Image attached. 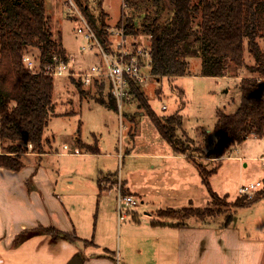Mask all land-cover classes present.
<instances>
[{"label": "rangeland", "instance_id": "rangeland-1", "mask_svg": "<svg viewBox=\"0 0 264 264\" xmlns=\"http://www.w3.org/2000/svg\"><path fill=\"white\" fill-rule=\"evenodd\" d=\"M139 1L141 15L148 9L151 13L154 12L152 0ZM80 2L88 3V8L94 17L98 15L100 9L108 12V16L106 15L104 18L105 30L108 32V49L106 50L117 53L121 46L117 44L120 36L116 34L117 28H119L116 23L125 9L123 0H80ZM100 2L101 6L98 5ZM74 3L80 10L75 0ZM45 8L46 14L51 17L53 35L60 34L62 44L71 55L69 56L71 70H87L92 64L101 61L97 42L88 39L84 33L77 32V27L83 26V23L76 8L69 6L68 0H45ZM124 12L127 13L128 10L125 9ZM140 21L141 18L137 20V25L140 24ZM199 21L200 15H196L192 19L194 26H197ZM139 34L141 35L139 36ZM139 34H128L126 46L141 36L144 40L143 43L149 42L145 33ZM257 40L261 49L264 50V36ZM88 42L92 43L90 48H87ZM26 53L37 60V48L29 47ZM244 62L246 65H251L254 62L253 56L246 47ZM199 69L200 57L194 56L189 59L186 74L161 78L148 75L140 81V86L147 96L150 106L158 115L171 114L175 111L182 115V123L177 128L179 137L193 143L192 147L206 148L205 143L214 137L216 109L221 108L226 112H233L240 100V92L237 87L240 78L251 74L244 67H236L232 63H229L224 76L201 75ZM143 71L149 74V69L145 68ZM52 77L54 104L49 109V118L43 131V147L46 153L42 154V157H35L34 164L40 160L39 167H43L56 180L81 177L88 183L87 179L93 176L94 166L104 165L106 170L109 168L117 177L123 180L128 178L135 184H141L145 177L162 180L166 185L169 179H176L182 183L187 181L183 190L172 191L176 194L171 196L172 199L161 196L155 189L141 192V196H134L137 204L127 207L126 211L131 210L132 214L129 213L125 219L122 217L119 219L116 216L118 193L114 189L115 214L113 218H110V213L105 215V218L110 221L117 222L115 226L113 223L115 232L107 239L114 246V248L109 247L110 250L113 249L112 254H125V235H147L144 229L153 230L149 226V220L156 217L155 210L157 208L167 206L176 209L182 208L188 206L190 200L193 206L208 205L214 208L215 216L206 217L208 219L205 222L208 221V223L205 224L218 229L217 225H221L226 215L233 213L234 218L231 225L235 224L250 236L264 237V198L241 209L233 206V200L240 195L238 193L239 186L258 180L263 182L264 135L250 134L241 143L228 149L221 157L203 161L205 169L216 167L215 171L208 176L211 188L218 193V198L211 201L207 187L202 182L201 175L190 158H182L184 171L181 177L175 170L176 164L169 159L156 162L159 165L156 166L152 174L148 173L146 176L143 171H132L150 167L153 158L145 157L143 154L172 150L170 144L159 134L149 116L139 107L135 99L125 97L122 108L118 111L96 100L98 97H103L107 101L109 93L107 80H103L105 82L103 89L94 85L82 86L84 93L81 96L72 77L67 75ZM162 105H166V109H162ZM131 120H133L132 123ZM77 136L81 143L92 145L97 143L100 146V155L86 158L80 154L61 156L56 153L61 150L67 152L74 148L77 149ZM64 145L68 149L64 150ZM128 153L135 155L128 156ZM190 153L193 154L194 151L191 149ZM198 155L195 154V157ZM83 158H86L85 163H78ZM257 190L240 196L245 195L250 198ZM234 210L236 211L233 212ZM135 212L138 214L136 218L138 221L132 218L136 215ZM192 219L195 218L189 217L187 221L192 222ZM166 230L169 231V228ZM154 231L152 233H159ZM160 233L161 236L164 235L163 232L160 231ZM165 247L166 252H172L171 245L167 244Z\"/></svg>", "mask_w": 264, "mask_h": 264}, {"label": "trees", "instance_id": "trees-1", "mask_svg": "<svg viewBox=\"0 0 264 264\" xmlns=\"http://www.w3.org/2000/svg\"><path fill=\"white\" fill-rule=\"evenodd\" d=\"M75 2L100 44L108 49L105 12L100 9L94 17L87 2ZM123 2L128 12L125 13L124 9L116 24L129 35L141 32L150 35V72L154 77L186 74L189 59L194 56L200 57L201 75L224 76L229 63L244 67L251 74L240 78L237 108L233 112L216 109L214 137L205 143L206 148L192 147L193 143L177 135V128L182 123L179 112L158 115L140 83L130 82L127 98L137 101L176 152L188 154L187 157L197 166L211 201H214L218 193L211 188L208 176L216 167L205 169L203 161L221 157L250 134H264V50L257 40L264 36V0H152L154 12L148 9L143 15L139 0ZM98 5L101 6V2ZM196 15H200V21L194 26L192 19ZM50 21L45 0H0V165L6 168L17 170L23 166L20 155L27 151V143H31L37 152L44 150L43 131L52 107L53 77L27 69L22 55L29 47L37 48L39 68L51 63L54 56L68 58L60 34L53 35ZM245 47L254 58L251 65L244 62ZM74 82L83 96L82 83ZM93 85L103 89L105 82L95 80ZM96 100L117 110L110 92L107 101L103 97ZM195 154L199 155L195 157ZM126 192L121 189L122 194ZM240 195L233 200V206H248L264 198V177L263 186L252 197ZM214 212V208L208 205L167 207L158 209L152 221L179 225L194 217L205 222L215 216ZM232 219L233 214L229 213L223 224L228 225ZM34 230L55 238L72 237L53 227H36Z\"/></svg>", "mask_w": 264, "mask_h": 264}, {"label": "crops", "instance_id": "crops-1", "mask_svg": "<svg viewBox=\"0 0 264 264\" xmlns=\"http://www.w3.org/2000/svg\"><path fill=\"white\" fill-rule=\"evenodd\" d=\"M104 12L108 16V12ZM62 46L71 56L65 45ZM76 144L78 150L83 149L79 153L73 150L56 153L61 156L80 154L86 158L97 157L101 153L97 143H81L78 138ZM44 153V150L37 152L28 147L20 155L23 162L20 169L0 165V264H264V237L244 233L235 224L231 225L233 219L228 225L222 222L216 229L205 224L208 221L203 223L197 219L172 225L154 222V218H150L151 229L163 232V236L152 233L150 229H144L147 235H125V254H112L113 249L110 248L114 246L107 239L115 232L113 223L115 226L117 222L110 221L105 215L110 213V218H113L115 214L114 189L118 195L123 189L133 196L155 189L161 196L172 199L171 196L176 195L172 191L183 190L187 181L182 183L169 179L166 185L162 180L145 177L141 184H135L128 178L117 177L104 165L94 166L88 183L81 177L56 180L39 167L40 160L34 164L35 157H42ZM133 155L128 153V156ZM143 156L153 158L150 167L132 171H143L145 176L153 173L159 165L156 162L169 159L176 164L175 170L181 177L184 171L182 158H188L173 148ZM86 158L78 163H85ZM189 205L193 206L191 200ZM158 209L164 208H157L155 213ZM129 213L132 214L131 210L122 218H127ZM135 214L132 218L138 221V214ZM116 216L119 217L118 210ZM36 227H53L72 237L55 238L34 230ZM167 244L171 245L172 252L165 251Z\"/></svg>", "mask_w": 264, "mask_h": 264}, {"label": "built area", "instance_id": "built-area-1", "mask_svg": "<svg viewBox=\"0 0 264 264\" xmlns=\"http://www.w3.org/2000/svg\"><path fill=\"white\" fill-rule=\"evenodd\" d=\"M69 6L76 8L79 18L82 20L83 26L77 27V32L84 33L88 39L95 40L100 48L101 61L92 64L87 70L75 71L69 67V59L53 57L51 63L39 68L37 60L26 52L22 55V62L24 66L32 72H42L50 76L67 75L72 77L75 81H79L83 86L89 87L95 80L104 82L107 80L109 92L116 101L117 110L122 108L123 99L128 96V91L131 81L140 83L145 77L153 76L151 69V46L150 35L146 34L149 39L148 43H143V37L135 39V42L126 46L128 34H126L122 27L117 28L116 34L120 36L118 45L121 49L117 53L106 50L95 36L93 30L88 25L85 17L76 7L74 0H68ZM141 34H139L140 36ZM133 41V40H132ZM125 45V46H123ZM92 46L91 42L87 43V48ZM149 69V74L145 73L143 69ZM162 109H166V105H162ZM27 147H32L31 143H27ZM67 147L64 145V148ZM74 153H79L78 149L73 150ZM263 186L261 180L249 182L246 185H241L238 188L239 194L253 192ZM137 200L130 194H119L117 209L119 217H123L127 213V207L135 206Z\"/></svg>", "mask_w": 264, "mask_h": 264}]
</instances>
